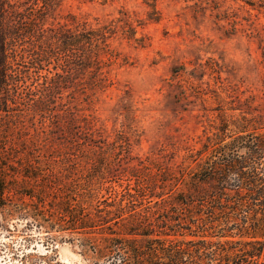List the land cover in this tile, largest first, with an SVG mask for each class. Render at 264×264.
I'll return each instance as SVG.
<instances>
[{
  "label": "trees",
  "instance_id": "obj_1",
  "mask_svg": "<svg viewBox=\"0 0 264 264\" xmlns=\"http://www.w3.org/2000/svg\"><path fill=\"white\" fill-rule=\"evenodd\" d=\"M57 2L0 0L2 218L43 224L45 176L59 172L46 165L59 160L81 178L76 229L91 228L79 242L91 264H264V112L222 119L173 165L129 166L127 139L109 141L69 100L111 86L103 67L117 59L116 23H48Z\"/></svg>",
  "mask_w": 264,
  "mask_h": 264
},
{
  "label": "rangeland",
  "instance_id": "obj_2",
  "mask_svg": "<svg viewBox=\"0 0 264 264\" xmlns=\"http://www.w3.org/2000/svg\"><path fill=\"white\" fill-rule=\"evenodd\" d=\"M73 19L116 23L108 48L117 59L103 67L111 86L69 100L76 117L109 141L116 133L127 139L134 157L129 166L149 157L173 165L222 119L264 112V6L245 0H58L47 22ZM74 165L47 163L59 172L45 176L43 226L0 214V264H91L79 245L91 228L76 229L81 178ZM63 198L71 199L70 212L61 214L53 206Z\"/></svg>",
  "mask_w": 264,
  "mask_h": 264
}]
</instances>
